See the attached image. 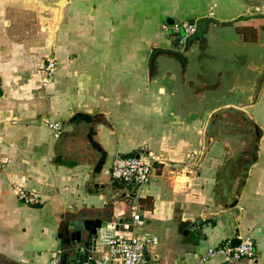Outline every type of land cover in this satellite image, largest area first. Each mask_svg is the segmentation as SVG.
I'll return each instance as SVG.
<instances>
[{
    "label": "crops",
    "instance_id": "0c3cea01",
    "mask_svg": "<svg viewBox=\"0 0 264 264\" xmlns=\"http://www.w3.org/2000/svg\"><path fill=\"white\" fill-rule=\"evenodd\" d=\"M60 1L0 0V264H51L57 255L61 264L63 223L89 217L117 225L131 220L133 204L145 224L128 234L156 239L146 249L154 264H264V41L255 47L226 37L238 51L208 50L213 27L264 18V0H65L59 8ZM255 5L263 12L248 16ZM168 17L205 19L202 37L178 46ZM48 59L56 69L45 84ZM226 99L231 104L208 109ZM229 106L262 130L243 186L251 125L222 112L206 136L212 113ZM46 120L62 123L60 137ZM79 130L93 162L64 155ZM140 153L156 157L141 196L110 173L118 154ZM19 185L40 201L20 200ZM236 199L237 226L224 215ZM211 217L216 225L191 236L192 223ZM235 236L254 239V258L201 261L211 248L233 247ZM106 248L103 238L92 254Z\"/></svg>",
    "mask_w": 264,
    "mask_h": 264
},
{
    "label": "built area",
    "instance_id": "2783aa9c",
    "mask_svg": "<svg viewBox=\"0 0 264 264\" xmlns=\"http://www.w3.org/2000/svg\"><path fill=\"white\" fill-rule=\"evenodd\" d=\"M173 32L179 34L180 41L185 42L189 36L196 32V23L183 22L173 25ZM181 31L184 33L182 34ZM56 69L54 59H48L46 65L45 84L52 81ZM46 123L54 131L55 137H60L63 125L59 121H49ZM156 157L152 154L140 153L137 155L118 154L111 167V176L119 181L132 185L134 194L141 196V190L147 186L152 179L154 161ZM15 193L20 200L25 203L34 204L40 201L39 195L27 191L23 186H16ZM145 224L142 214L139 212L138 205H132L131 220L123 221L119 230H116L104 237L106 250L101 253H93L91 256L92 264H154L149 259L146 249L151 241L147 236L141 237L136 234L129 235L133 227H141ZM61 251H59V254ZM214 254H225L229 257L254 258L257 254V246L254 239L250 236L242 238L240 245L231 247L229 245L217 246L209 249L203 254L201 261L206 262ZM51 264H60V256H55Z\"/></svg>",
    "mask_w": 264,
    "mask_h": 264
},
{
    "label": "water",
    "instance_id": "95a60500",
    "mask_svg": "<svg viewBox=\"0 0 264 264\" xmlns=\"http://www.w3.org/2000/svg\"><path fill=\"white\" fill-rule=\"evenodd\" d=\"M64 2L65 0H61L59 2L58 4L59 8L62 6ZM205 21H206L205 19H198L196 21V26H197L196 32L187 38L188 47L193 42V40H197V38L201 37V35L203 34V30L205 28L203 23ZM166 22L171 26L176 24V20L170 17L166 19ZM181 33L183 34L184 32L182 31ZM175 54H177L178 56L182 55L180 52ZM222 112H232V113L240 114L243 117V119L246 120L251 125L253 132L255 133V139L250 145V151L246 155L247 160L245 165L243 166V174L241 180V186H243L246 182V178L248 177V172L250 170V167L254 163V160L256 159L260 138L262 136V130L248 116L245 110L238 107L229 106V107L217 109L212 113L206 130V136H208L211 128L213 127L217 115ZM76 117H80L82 120L86 122L100 120L98 116H92V115L84 116L80 113H77ZM56 160L61 161V156L59 155ZM237 203L238 201L236 199L232 203L227 204L226 205L227 210L224 213V215L227 216L228 220L235 226L238 225V218L240 217L241 214V210L237 206ZM216 221H217V217L197 220L196 222L192 223L189 226L191 236L200 237L201 232L208 226L216 225ZM122 223H123V219L119 221V223L116 225V224H109L108 221L104 220L103 218L94 219L89 217L72 219L68 222L63 223L58 236L62 239V243L66 246L68 251H65L63 253L61 264H67L68 262L70 264H92V260H91L92 252L97 251L98 242L103 240V238L105 237L106 230L110 228H116L117 230H119L120 224ZM241 241L242 239L239 236H235L232 239L231 243L233 247H236L240 245ZM180 263L181 261H178V264Z\"/></svg>",
    "mask_w": 264,
    "mask_h": 264
},
{
    "label": "rangeland",
    "instance_id": "374dc122",
    "mask_svg": "<svg viewBox=\"0 0 264 264\" xmlns=\"http://www.w3.org/2000/svg\"><path fill=\"white\" fill-rule=\"evenodd\" d=\"M257 6H251L250 9L247 12V15L249 16L250 13H258L263 12L260 10L261 7ZM248 21V22H246ZM238 22V23H237ZM236 27L234 29H226V28H220V27H213L212 34L210 37V49L209 52L215 54V52L221 53L228 52V54H225L227 56H230V52L238 51L237 48L231 47L228 44L224 42V38L227 37V39H230V41H233V43H254L255 47H258L256 43H262L264 41V18H253L250 20L249 18L242 21H237ZM180 38V37H179ZM184 42L180 41V44L178 46H183ZM182 48V47H180ZM223 52V53H224ZM222 54V53H221ZM261 54V53H260ZM232 58L226 59V66L229 64H232ZM213 76L216 75V71H212ZM250 89V88H249ZM251 91V90H249ZM241 93V92H240ZM231 99H226L223 102L218 101H212L211 105L208 109L212 110L213 108L217 106L223 107V105L231 104ZM243 103V102H242ZM238 120V125L246 126L247 124L243 123L241 121V118H236ZM241 121V122H240ZM247 127V126H246ZM85 131L80 133V130L75 132L72 136L69 137V143L71 145V149L67 148V151L64 152V155L66 158L72 157V155L81 156L82 159L88 160V161H95V156L91 157V150H88L86 140L85 138ZM68 141L66 143H68ZM65 143V141H64ZM71 154V155H70Z\"/></svg>",
    "mask_w": 264,
    "mask_h": 264
},
{
    "label": "trees",
    "instance_id": "16d2710c",
    "mask_svg": "<svg viewBox=\"0 0 264 264\" xmlns=\"http://www.w3.org/2000/svg\"><path fill=\"white\" fill-rule=\"evenodd\" d=\"M203 25H205V22L203 23ZM205 29V28H204ZM201 37H202V35H201Z\"/></svg>",
    "mask_w": 264,
    "mask_h": 264
}]
</instances>
